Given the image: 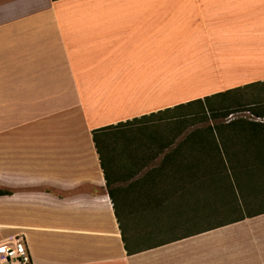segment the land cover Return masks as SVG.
Wrapping results in <instances>:
<instances>
[{
  "label": "crops",
  "instance_id": "1",
  "mask_svg": "<svg viewBox=\"0 0 264 264\" xmlns=\"http://www.w3.org/2000/svg\"><path fill=\"white\" fill-rule=\"evenodd\" d=\"M255 2L0 0V189L10 191L0 242L22 237L31 264H264V213L142 248L127 237L138 249L128 254L92 140L94 129L264 81V31L221 26ZM211 53L236 55L216 88H169L175 71L196 68L195 54ZM191 129L162 152L131 143L135 157L107 168L111 186L123 185L117 199L194 180L178 171L196 159L163 158ZM182 194L190 213L209 210L203 191Z\"/></svg>",
  "mask_w": 264,
  "mask_h": 264
},
{
  "label": "trees",
  "instance_id": "2",
  "mask_svg": "<svg viewBox=\"0 0 264 264\" xmlns=\"http://www.w3.org/2000/svg\"><path fill=\"white\" fill-rule=\"evenodd\" d=\"M237 88L239 87L206 95L203 98H196L165 108L157 113L118 122L115 125H106L92 131V140L104 168L108 194L114 204L124 248L128 254H132L138 249L129 244L124 232L117 208L119 192H117V188H111L112 183H110L107 168L116 158H122L125 152L128 157H135L131 143L152 141L158 145L156 152H162L163 148L173 144L187 128L193 127L177 141L174 149L166 153L163 158L164 160L171 157L182 159L189 156L196 159L198 164L179 165L178 171L183 174L189 173V178L192 177L194 180L169 183V189H174L175 194L176 192L181 194L184 191L195 194L199 191L205 193V188L208 185L219 182L220 186L215 185L214 189H224L227 196L213 197L209 210L197 214H215L217 209H212V205L221 208L229 205L231 211L236 207L239 208V216L216 225L196 228L193 232L181 237L264 213V209L245 212L242 205L243 200L239 199L240 197L244 199L243 195L246 193L255 195L259 193L258 191H262L261 194L264 195V120L260 121L244 116L226 119L228 115L240 111H248L252 117H264V107H258L257 104L255 106V103L243 105L239 100L235 101L238 106L236 110L226 106L224 98L228 94L240 90ZM244 106L247 108H243ZM209 120L215 122L195 127L196 122L202 123ZM105 157L107 158L106 162ZM120 189L118 188V190ZM9 193V190L0 189V195ZM209 199L211 198L209 197ZM162 201V198L159 197L139 200L141 204L148 206H157ZM243 202L246 203V201Z\"/></svg>",
  "mask_w": 264,
  "mask_h": 264
},
{
  "label": "rangeland",
  "instance_id": "3",
  "mask_svg": "<svg viewBox=\"0 0 264 264\" xmlns=\"http://www.w3.org/2000/svg\"><path fill=\"white\" fill-rule=\"evenodd\" d=\"M255 1L253 5L241 7L240 10H242V14H246V16H242L241 21L226 22L225 25L221 23L222 28L264 31V0ZM195 57L198 59L196 61H199L198 64H195L196 66L194 65L196 68L175 71L177 76L171 81L172 83L169 88L172 90L178 89L179 94H181L183 88L193 89L196 93L199 91H207L211 88H216V86H218L216 85L217 83L230 76L231 72H234V67L236 65V55L234 53H211L210 55L195 54ZM237 89L240 90L230 93L224 98V104L226 106L233 107L234 110H236L238 106H236L235 101L239 100L243 105L246 103H255V106L257 104L258 107H264V81L262 83H251L240 86ZM243 108L247 107L244 106ZM241 116L251 117L256 120L259 118L252 117L248 111H240L228 115L226 119ZM259 120L263 121L264 117H260ZM209 122L214 123L215 121L196 122L195 127L207 125ZM106 160L107 158L105 157V162ZM211 185L205 188V195L211 198L209 201L213 202V197L215 196L218 198L227 196L224 189H214L215 185L220 186L219 182ZM122 186V183L113 184L111 188L118 189L122 188ZM166 190L165 195H159V198H162L163 202L166 203L165 208H161V206L152 208L145 204L140 205L141 203L139 200H145L146 198L144 197H123L118 199L117 208L124 232L126 236L131 239V242L133 241L132 243H134L136 247L142 248L150 246L164 240L193 232L198 227L216 225L230 218L239 216V208L236 207L235 210L231 211L228 204V206L224 208L212 205V209H217L215 214L198 215L197 213H190L189 207L187 206L188 199H185V197H183V199H179L178 197L177 199V195L173 192L174 189L170 190L166 188ZM258 192L259 193L255 195L246 193L243 195L244 199H241V197L239 198L241 201H246V203L242 201L245 212H254L264 209V195L261 194L262 191ZM182 193L183 192H181V195H183ZM174 194L175 196H173ZM172 203L184 204V207H186V214L173 212L174 209L170 206ZM130 204H136L137 207H130ZM167 204L169 207H167Z\"/></svg>",
  "mask_w": 264,
  "mask_h": 264
},
{
  "label": "built area",
  "instance_id": "4",
  "mask_svg": "<svg viewBox=\"0 0 264 264\" xmlns=\"http://www.w3.org/2000/svg\"><path fill=\"white\" fill-rule=\"evenodd\" d=\"M0 264H31L30 255L22 237H13L0 242Z\"/></svg>",
  "mask_w": 264,
  "mask_h": 264
}]
</instances>
